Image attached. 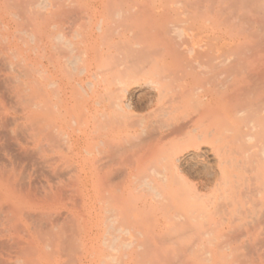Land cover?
<instances>
[{
  "label": "rangeland",
  "instance_id": "obj_1",
  "mask_svg": "<svg viewBox=\"0 0 264 264\" xmlns=\"http://www.w3.org/2000/svg\"><path fill=\"white\" fill-rule=\"evenodd\" d=\"M94 1L95 2L89 5V0H76L78 5L72 7V12L70 10L71 13H69V8H66V13H62L63 15L57 19V28L53 32L59 33L63 31L66 37L77 45L79 44L80 39L78 42V39L75 38V32L83 33L84 31V33H86L93 30V28L95 29L102 17L109 20L108 25H111V29L118 27V24L120 25V44L115 47L113 46L115 44L111 43V38H114L116 41L119 37L113 33L114 31L112 30L109 32L104 41L99 38L97 39L98 33L95 32L93 43L97 42L96 44L94 43V47H97L98 45L99 48L97 47L95 52L93 50L92 51L94 52V56L95 54L97 55L98 52L101 56L97 59L94 57L92 63L89 64L92 68L93 74L88 73L87 75L79 76V73L73 71L71 67L70 69H67L70 73H68L66 69H63V74L61 73L58 75L57 83L61 82V84L59 85L58 83L57 88L62 93H59V96L61 95L60 99L64 101L62 110L64 116L59 121L60 131H62L60 134L62 135H58V139L61 136L63 141L60 139L58 141V139H56L58 142L56 145L57 147H55L56 149L59 148L58 151L55 149L56 153L51 152L46 158L41 153V149L38 150L41 148L40 144L43 134L41 133L40 128H38L40 133L37 132L38 130L36 131L37 127L35 126L39 125L40 122L35 117L38 112L37 110H33V105L37 104L38 106H41L44 100L38 83L34 79H20V82L15 84L13 78L16 77L10 76L11 74H3V76H1L2 74L0 75V138L5 139L6 137V139L9 140L7 142H11V145H9L10 154L11 152L12 154L9 163L12 164L13 168L10 170L16 173L14 170L17 169L19 173H25L23 175L21 174L22 177H19L18 173H16L15 176L12 175L14 173H11L13 182H18L17 180L21 181L20 183L18 182L21 186L17 185L18 183L16 186L21 187H19V190H25H23L25 198L29 188L31 189V187H33L32 189H34L35 187H39L40 190V193L38 192L37 194L39 196L36 195V199L39 198V201H37L34 196H30L27 199L24 198L25 200L23 199L24 201L22 205H24V207L20 205L24 208V211L21 209L23 213L20 215L21 217L19 218V223L22 225L20 226L18 224L17 229L23 226L26 231H23L21 228L18 232H16V234L13 231L14 233L12 236L16 237L15 239L13 237L14 241L11 240L12 264H14V260H16V262L19 261L15 264H264V118L256 112L248 111L242 118L238 119L237 130L241 129L244 133V136L241 139L237 140L235 138V134H229L230 136H228V132L225 131V133H223V131L221 133V136L223 135V137L220 142H216L215 145L214 143L209 144L207 147L202 148L203 151H189L184 154V162L182 163L184 173L193 183L198 185L200 184L199 187L202 189H200L202 199L198 204L195 201L197 206L194 209L197 211L200 210L204 213L203 223L205 222V229L207 230L206 235L199 233L197 230L196 232L193 228H191V226L180 230L182 224L179 225V228L177 226L178 220L175 218L171 220L172 218L170 219V215H168V211L171 209L174 211V209L168 206H165L164 209L163 206H161L163 204H159L156 206V209L153 210V213L151 212L149 215H147L148 213L143 214L141 218L145 221H142L143 225L145 223L144 226L148 229H154L153 225L158 226V224H160V226L165 230L162 232L165 233L161 232L160 234L158 232L156 235V233L150 232L151 235L150 233L141 236L133 234V236L126 237V235L120 236V232L118 231L120 230V226L130 225L133 220V211L129 210V212H131L129 213L130 216L125 215L128 218L125 219L126 217H122L123 215L120 214V208L121 206L124 207L123 205L126 204H128V207L133 208L135 205L140 204V200H138V194L133 191L126 193L124 196L113 191L116 181V184L120 185L121 181V184L126 186L130 184L132 189L136 188L139 184H134L136 176L134 177L133 175H135V161L137 159V153L139 154L138 149L144 146L141 142L143 141L145 145L146 143L149 145L147 140L150 136L151 138H154L170 131L174 124L182 122L187 117L189 119L197 118L199 114L205 113V108H198V105L196 106L194 104L185 110L186 113L185 111H180L172 114L166 113L165 111L167 110L160 108L159 106H155L150 109L143 108L144 110L140 108L142 111L140 109L139 111L136 110L133 112V114L135 113L134 115L126 116L120 120L122 117L120 118L118 109H113V105L111 106L113 103L111 100L114 99L115 95V98L118 97L116 102L120 100V85L116 82L117 78L120 80V77L125 79V76L128 78V76H134L138 73L139 76L135 75V77L147 79L148 76L146 77V75H144L146 71L148 73L150 72L149 77H151L152 75L155 76L159 74V70H161V72L163 71V75L169 74V71L165 70L167 66L171 65L177 67L172 74L174 76H178V78L180 76L182 84L193 82V76H197L195 79L205 82L211 77L213 78V75L211 74L210 77H204V75H200L199 71L190 69L189 67L192 65L191 63L189 65L187 63L192 62V60L205 62L220 57L222 59L232 60H238L241 58L242 60L249 62V64L251 63V66L253 64H256L258 67L262 64L264 66V57L261 58L262 60L259 63V60L256 61L257 59H250L249 57L252 56V52H258V50L262 49L264 46V31H262L264 13L262 17H260L258 27L254 30V35H251V40L245 45L239 47L225 46L219 50V47L216 46L219 42L215 41L214 36V32L224 33L227 36L231 35L232 32L239 33V31L242 30L240 29L241 19L252 17L255 12H257L259 5L254 3L246 8L230 9L220 8V3H224L225 0H105L103 2L101 1L102 4L100 0ZM262 2L263 4L260 5L264 8V0ZM85 9L88 11L86 12ZM163 9L170 11L172 15V26H169V34H167L166 37H155L152 39V34L155 33L154 28L158 29L162 27L164 23L159 20L157 21V24H154L153 28L150 29L142 23V19L148 17L149 15L152 16L153 13H157ZM221 9L223 13L221 12V15L216 16L217 18L215 20L213 18L214 16L210 13ZM119 10L120 20L116 18V12ZM232 16L240 19L236 23H233ZM65 17H68V20ZM87 19L90 21L85 23L84 21H87ZM209 20H212V22H209ZM65 23H68L70 26ZM175 28H183L186 31L187 36L185 35L183 40L180 39L174 33L176 32ZM101 48H104L102 49L103 52L100 50ZM109 48H111L112 56L109 58L106 55L104 56L105 58L107 57L105 59L102 56L105 55L104 52L107 53ZM191 48L194 49V53L190 52ZM67 53L70 54V51L65 50V56H69ZM97 62L99 66L96 67ZM63 63L64 61H62V65ZM182 63H185V66H182ZM206 63L210 64L209 62ZM82 65L79 64L78 69L84 66ZM186 65L189 67H186ZM160 67L162 68L158 69ZM141 68H144V70H141ZM155 68L158 71H156ZM100 69L104 72V74L102 72L98 73V70ZM154 70L155 74H153ZM162 73L160 74L162 75ZM99 74L100 76H97ZM4 75L7 77H4ZM95 78H97V80ZM247 78H243L244 80L242 83H246L247 81L249 86H244L241 83L242 88L246 87V90L250 89L252 86L251 84H253L252 81ZM224 81L226 82V80ZM216 82H218V80ZM88 83L96 85L95 92L89 90V87L86 86ZM263 86L258 85L254 87L256 92L260 93L257 96L249 97L251 104H257L264 101ZM117 88H119V90ZM147 91L149 90H133L134 93H132V95L134 96V100L139 97V99H141L144 94H147ZM151 96H155V94H152ZM20 97H24V99L28 100V103L30 104H28V106L21 104L19 99ZM98 97L102 99L99 100ZM65 102L68 103L67 106L65 105ZM98 102L101 103V105L98 106L96 104ZM26 107H28L27 110H25ZM154 109L156 110L154 111ZM102 112L105 114L103 113L104 115H102ZM127 117H131L130 120ZM222 118H229V120L232 119L231 122L235 121L234 116L231 113L224 115ZM222 118H220V120ZM127 120L129 122H127ZM139 124H141L140 127ZM204 125L210 126L212 124L205 123ZM145 126H148V129L147 127L144 128ZM143 128L146 129L145 135L142 134ZM32 133H35L36 138H34V135L32 136ZM37 133L39 134L37 135ZM248 136H252L253 140H249ZM28 139H31V142L29 141L30 144L28 143ZM25 141L26 143H24ZM60 142L61 144H59ZM110 142H112V144ZM167 142H170V146H183L185 139H183V141H165L161 145L162 148L163 146H166L165 144ZM73 143H75V146ZM109 144L112 145H110V147L115 148H110L108 146ZM125 144L127 145L124 146ZM20 145L22 146V149H20ZM64 145L67 149L63 148L65 147ZM72 146L73 148H71ZM16 148H18V150ZM28 148L30 149L31 156L34 155L30 161L34 163L39 161L42 162V164H36L34 167L29 164L30 161L28 162L26 160L27 154H25ZM134 149L136 152H134ZM216 149H219L218 151L220 152L222 150L221 153H223V156H227V160H229V158L234 159V164H226V167L220 165L219 161H217L219 158L218 153L220 152H216ZM20 150H22L23 153L25 152L23 159L21 158L22 156L20 153L22 151ZM124 150H129V153L126 152L129 154H127L129 157H127L128 159L125 158L126 160H124V157L127 156H124V154H126L125 152L122 156H117L118 153H121V151L123 152ZM198 155H200L199 161L204 165L200 164V166H197L191 161L192 157ZM121 157H123L122 160ZM134 157H136V159ZM216 157L218 158L216 159ZM34 158H37L38 161L37 159L33 160ZM16 160L17 162H20L21 167L18 165L19 163L15 162ZM66 160L70 163H66ZM153 160L154 159L152 158L150 162H153ZM44 161L50 162V166L53 164L57 168L51 169L50 167H44ZM121 162H124L125 164L123 163V165H120ZM21 163L24 164L22 165ZM28 165H31L33 168ZM22 166H24V168H22ZM120 166L124 172L133 175L129 177L127 174L126 177L123 176L124 178H122V176L120 177ZM191 166L203 169L202 171L204 173L201 172L202 174H198L195 170L191 171ZM73 167L75 168V171ZM29 168H32V171ZM72 168L73 171H71ZM114 169L115 172L113 173ZM122 169L121 171H123ZM223 170L225 173L227 172V174H222V172H224ZM109 172L110 174L112 172L114 175H110ZM117 172L118 174L116 175ZM101 174L103 176L102 178ZM104 174H106L107 177ZM30 175L32 176L30 177ZM108 175L110 176L108 177ZM39 176L41 179L37 178ZM116 176L119 180L121 178V180L119 181L117 179L112 181V179L116 178ZM14 177L17 179L14 180ZM104 177L107 179H104ZM226 177H230V180H232L229 185L234 190V195L231 200L229 198H224L222 193L225 188H227L224 184ZM25 182H27V185ZM65 185L68 186V189L65 188ZM132 185H136V187H132ZM183 185L185 184L177 182L172 186L175 189L177 187V189L179 188L178 190H181L180 188H182ZM22 186L25 188H22ZM18 187L17 192L20 194L21 191L18 190ZM57 187H59V189ZM63 188L64 190L61 195H53L55 192L60 194L59 190H62ZM186 188L187 187L185 186L184 189L186 190ZM185 192L187 193V191ZM65 194L66 196H64ZM183 195H188V193ZM67 196H70L69 200H67ZM62 197L64 198V203L60 202L62 201ZM16 200V204H19V202L22 203L21 197H17ZM190 204L191 203L188 201L186 196L176 203L175 209L177 211L181 209H188ZM204 204L205 206L207 205V209L204 208ZM199 206H201V208ZM230 206L232 208V212H230L234 215L230 212L228 213ZM178 208L180 209L178 210ZM173 211H169L170 214L172 213L174 215L175 212L173 213ZM163 212L165 213L163 214ZM24 213L27 214V217ZM40 213L41 216H38ZM48 214L53 216V218ZM165 214H167L169 218L166 217L167 215ZM29 215H32V217L35 215V217L30 218ZM42 216H44L45 219L41 218ZM46 216H49V218ZM28 217L31 221L28 220ZM230 219L234 221V225ZM37 221L40 222L39 227L38 224H36ZM30 222H32V224ZM169 224L170 226H168ZM232 225L234 228H232ZM174 227L179 228V230L174 232L173 230H176ZM234 230L239 231V233L237 232V234ZM28 237L30 239H28ZM115 237H119L120 239L115 246V248L119 247L118 251H115V249L110 248L105 244V241L110 242ZM16 239L23 244L21 245L19 242L16 243ZM21 240L26 243L24 244ZM32 241L35 244L31 243ZM120 242L134 244L132 248H127L125 246H120ZM27 244L29 245L28 247ZM19 245L22 247L21 250ZM23 245L27 248H23ZM13 248H15V252L13 251ZM31 248L33 249V252L31 251ZM34 250L38 252H35Z\"/></svg>",
  "mask_w": 264,
  "mask_h": 264
},
{
  "label": "bare ground",
  "instance_id": "obj_2",
  "mask_svg": "<svg viewBox=\"0 0 264 264\" xmlns=\"http://www.w3.org/2000/svg\"><path fill=\"white\" fill-rule=\"evenodd\" d=\"M101 1L103 2L105 0H100V2ZM262 1L263 0H225L224 3H222V2L220 3V5H221L220 8H230V9L246 8V7L250 6L251 4L253 5L254 3L256 5H259V6H258L257 12H255V14L252 17L241 19V21H240L241 22V24H240L241 28L240 29H242V30H240L239 33L232 32L231 35L227 36L224 33L214 32L215 41L219 42V44L216 45L217 47H219V50H221L225 46L239 47V46L245 45L247 42H249L251 40L252 36L254 35L253 34L254 30L259 25L260 17H262V15L264 13V8L260 5V4H263ZM77 2H76V0H0V75L2 74L1 76H3V74H11L10 76L16 77V78H13V81L15 84H18V82H20V79H34L38 83L39 89L41 90V92L43 94L44 100H43V104L41 106L34 104L33 110H37L38 114L35 115V117L40 122V123L37 122V123H39V125L35 126V127H37L36 131L38 130V128H40L41 133L43 134L41 144H40L41 148H39L38 150L41 149V153L46 158H47L49 153H51V152L56 153V151H58L59 148L56 149V147H57L56 145H57V142L59 141V139L63 141V138L61 139V136L58 139V135H62V134H60L62 131H60L59 121L64 116L62 113L64 101L62 99H60L61 95L59 96V93H61V92L57 88L58 83H59V82L57 83L58 75L62 73L63 69H66V71H68L67 69H70L71 67H72L73 71H76L79 73V76L80 75H87L88 73H92V68L90 67L89 64L92 63V60L94 57H95V59H97V58H100V56H101L99 54V52L97 55L96 54H95V56L93 55V53L96 51L95 49H97V47L99 48L98 45H97V47H94L95 42L93 43V38L95 36V32L98 33L97 39L99 38V39L104 41L107 38L109 32L112 30V31H114L113 33H115L119 37H118V40H116V41L114 38H111L110 39L111 43L115 44V45H113L115 47L118 44H120V25L118 24V27H116L115 29H111V25L110 26L108 25L109 20L102 18V17L100 18L95 29L93 28V30L86 32V33H84V31H83V33L75 32V34H76L75 38L78 39V42L80 39V42L77 45H76V43H74L70 39H68L66 37V35L63 33V31L59 32V33L53 32L57 28V26H56L57 19L60 16H62L64 13H66V10H67L66 8H69L68 9L69 13H71L72 7H75L76 5H78ZM93 2H95V1L89 0L88 4L91 5ZM102 2H101V4H102ZM96 4H98V3H96ZM83 6H86V5H83ZM70 10H71V12H70ZM85 10H86V12L88 11L87 9H85ZM221 12L223 13L222 9L217 10V11H212L210 14H212L214 16V17L213 16L212 17L216 20V18H217L216 16L221 15L222 14ZM70 16H71V14H70ZM171 17H172V15H171L170 11L163 9L157 13H153L152 16L149 15L148 17L143 18L142 23L146 27L151 29V28H153L154 24H157V21H159V20L163 21L164 24L162 27H160L158 29L154 28L155 33L152 34L153 35L152 39L155 37H158V38L166 37L167 34H169V26L170 25L172 26V21H171L172 18ZM232 17H233L232 18L233 23H236L240 19L238 17L234 18L235 16H232ZM65 18H67V20H68V17H65ZM116 18H118L120 20V10L118 12H116ZM69 21H70V19H69ZM88 21H90V20L87 19V21H84V22L87 23ZM209 22H212V20L211 21L209 20ZM68 23H70V22H68ZM68 23H65V24H68ZM89 23H88V25H89ZM68 26H70V25L68 24ZM92 27H94V26H92ZM83 28H87V27H83ZM175 31L176 32H174V33L182 40L185 37V35L187 36L186 31L183 28H175ZM65 32H66V30H65ZM99 42H101V41H99ZM93 47H94V49H93ZM263 48H264V46H263ZM263 48L258 50V52H252L253 53V54L251 53L252 56H249L250 59L255 58V59H257L256 61L259 60L258 61V63H259L262 60L261 58L264 57ZM90 49H91V51H90ZM102 49H104V48H101L100 50L102 51ZM65 50L70 51V54L67 53V54H69V56H65V54H64ZM190 52L194 53V49L191 48ZM104 53H105V55L102 54L103 55L102 57L107 55L110 58L112 56L111 48H109L107 53L106 52H104ZM258 58H260V59H258ZM95 59H94V61H95ZM105 59H103V60H105ZM263 60H264V58H263ZM62 61H64L63 65H62ZM98 62H100V61H98ZM98 62L96 64V67L99 66ZM206 62H209L210 64H208ZM14 63H17V64H14ZM190 63L192 66L189 67L188 65ZM79 64H81V65L83 64L84 66L82 65L83 67H80V69H78ZM187 64L188 65H186V67L188 66L190 69H192L194 71H199L200 75H204V77H208V76L210 77V75L212 74L213 78L211 77L210 79L206 80L205 82H202V81H199L198 79H195V77H197V76H193V78H194L193 82L182 84L181 83L182 79H180V76L178 78V76H174L172 74V72L175 71L177 69V67L169 65L166 67V70L163 68L165 71H169V74L163 75V73H162L163 71L161 72V70H159L160 71L159 74H157L155 76L151 74L154 77H152V76L149 77L150 72L148 73L146 71L144 75H146V77L148 76L147 79L135 77V75L139 76V74L137 73L134 76H130L131 78L129 76H128V78H127V76H125V79L120 77V80L118 78L116 80V82L119 83L118 85H120V87H119L120 90H119V88H117L120 91V98H119L120 100L118 102H116V99L118 97L115 98V96H116L115 95L114 96L115 100L114 99L111 100V101H113L111 106L113 105L112 106V107H114L113 109H115V108L118 109V113H120V118L122 117L120 120H122L126 116L134 115L135 113L133 114V112L136 110L139 111L140 108L150 109V108H153L155 106H159L160 108L166 109L167 111H165V112L168 114H172V113H176V112H180V111L183 112L194 104L196 106L198 105V108H201V107L205 108V110H204L205 113L199 114V116L197 118L189 119L187 117L182 122H178V123L174 124L173 127L170 124V126L172 127V129H170V131L166 130L167 132L161 134L158 137H154V136H152L154 138H151V136H150V138L148 137L149 141L147 140V142L149 143V145L146 143V145H148V146H146L145 143H143V141L142 142L140 141L142 144H144V146L141 147L140 149H138L139 154L137 153V159H136V157H134L136 159L135 170H134L135 175L124 172V170L120 166V168L123 170V171H121V169L119 168L120 169V177L122 176V178H124V177H126L127 174L129 175V177L131 175H133L134 177L136 176V179H135L136 181H134V184H139V185L137 187H136V185L135 186L132 185V187L133 186L136 187V188L132 189L130 184H128L127 186L124 184H121L122 183L120 181L121 178L119 180L116 176V178H113L112 181H115L118 179L120 181V185L116 184L117 183V181H116L115 186H114L115 188L113 191H115V192H117L123 196L126 193L133 191L136 194H138V196H139L138 200H140L139 201L140 204L135 205L136 204L135 203L134 204L135 206L133 208L128 207L127 206L128 204L123 205L124 207L121 206L120 214L123 215L122 217H126L125 215L130 216L129 213H131V212H129V210H132L133 211L132 212V219L133 220L129 226L128 225L127 226H125V225L120 226V230L118 231V232H120V236L126 235V237H127V236H133V234L141 236V235H144V234H147L150 232L156 233V235L158 232L161 234V232L164 229L160 226V224H158V226L153 225L154 229H148L147 227L144 226L145 223L143 225V222H145V221H143V219L141 218V216L143 214L148 213L147 215H149V213H151V212L153 213V210H155L156 206H158L159 204H163L161 206H163L164 209H165V206H168V207L174 209V211L172 209L169 210V208L167 207V209L169 211H171V212L173 211V213L175 212L174 215L172 213H171L172 214L171 215L170 212L168 211V213H169L168 215H170V219L172 218L171 220H173V218L178 220V222H177L178 227H179V225L182 224L181 228L179 227L180 230L186 229L187 227L191 226V228H193L195 231L197 230L199 233H203L206 235L207 230L205 229L206 228L205 222L203 223L204 213H202L200 210L197 211L194 209L197 206V204L199 203V201L202 199V197L200 195V193H201L200 192L201 188L199 187L200 184L198 185V184L193 183L184 173V170L182 168V165H183L182 163L184 162L183 161L184 154L188 153L189 151L190 152L191 151H195V152L201 151L202 148L207 147L209 144L214 143V145H215V143L220 142L221 138L223 137V135L221 136V133L223 131H224L223 133H225V131H227L228 136L235 134V136H236L235 138L237 140L241 139L244 136V133L241 129L237 130L238 119L242 118L244 116V114L248 111L256 112L257 114H259L261 117L264 118V101H261L260 103H257V104H251L250 98H249L251 96H257L260 93V92L257 93L254 87H256L258 85H261V86L264 85V66H263V64L260 65L259 67L256 64H255L256 66L253 64L255 66L254 67L253 65L252 66L250 65L251 63L249 64V62H247L246 60H242L241 58L238 60H232V59H222L221 57L220 58H214V59H211V60L205 61V62L198 61V60H192V62H189ZM182 66H185V63H182ZM144 68H141V70L142 69L144 70ZM161 68L162 67H160L158 69H161ZM155 70L158 71L156 68H155ZM155 70H154L153 74H155ZM98 71H99L98 73L102 72L101 69ZM179 71H181V70H179ZM96 72H97V70H96ZM68 73H70V72L68 71ZM73 73H75V72H73ZM102 73L104 74V72H102ZM102 73H101V75H102ZM160 73H162V75ZM64 74H66V73H64ZM95 74H97V73H95ZM182 74H184V73H182ZM73 75H75V74H73ZM5 76L6 75H4V77ZM71 76H72V73H71ZM97 76H100V74ZM245 77L246 78L248 77L247 79L252 81V83L255 86L253 84H251L252 85L251 88L254 86L253 87L254 89L250 88V89L246 90V87H244L245 89L242 88L241 83L245 79ZM36 78H39V79H36ZM95 79L97 80V78H95ZM217 80H218V82H216ZM224 80H226V82ZM220 81H224V82H220ZM60 84H61V82L59 83V85ZM62 85H65V84H62ZM86 86L89 87L90 91L95 92V89H96L95 84L88 83V85H86ZM135 89H148L149 91H147V94L143 95V97H142L143 100H142V98L139 99L140 97L138 99L134 100V98H133L134 96L132 95V93H134L133 90H135ZM220 90H225V91H220ZM110 93H112V92H110ZM113 93H114V91H113ZM152 94H155V96H151ZM251 94H253V95H251ZM140 95H142V94H140ZM19 99L21 101V104H25L27 106H28V104H30V103H28V100L24 99V97L23 98L20 97ZM100 99H102V98H99V100ZM104 102H105V100H104ZM65 103H66L65 105L67 106L68 103L67 102H65ZM83 103H84V101H83ZM96 104L98 106L101 105V103H99V102ZM27 109H28V107L25 108V110H27ZM155 110L156 109H154V111ZM23 111H24V109H23ZM103 113L104 112H102L101 114L104 115L105 113L104 114ZM150 113H152V112H150ZM185 113H186V111H185ZM230 113L233 114V116H234L235 121H233V122H231L232 119L229 120V118H227V119L222 118L224 115H227ZM127 118H129V120H130L131 117H127ZM220 118H222V119L220 120ZM127 122H129V121L127 120ZM205 123L212 124V125L205 126L204 125ZM140 125L141 124H139V127H140ZM146 127L148 129V126H145L144 128H146ZM253 127H254V125H253ZM144 128L142 131L143 135L146 134V129H144ZM33 129H34V127H33ZM133 129H134V127H133ZM40 130H38L37 132L40 133ZM83 131H84V129H83ZM152 131H151V133H152ZM32 132H34V131H32ZM35 133L34 134L32 133V136L34 135V138H36ZM39 133H37V135ZM151 135H153V134H151ZM129 138H130V136H129ZM146 138H147V136H146ZM248 138H249V140H253L252 136H248ZM5 139H6V137H5ZM5 139L0 138V264H12L13 262H12V242H11V240L14 241L13 240L14 236H12V234L14 232L16 234V232H18L20 230V228L23 231L25 230V228L23 226H22L23 228L20 227L19 229H17L18 224L20 225V223H19V218L21 217L20 215L24 211L23 210L24 208H22V206L24 207V205H22L23 201L25 199L29 198L30 196H34L36 199V197L39 196L37 194L40 190H39V187H35L34 189H32L33 187H31V189L29 188L28 193H26L27 196L25 198L24 197V194H25L24 191L25 190L24 189L19 190V187L21 186L19 183L21 181L17 180L19 183L16 181L13 182V179H12L13 177L11 176V173H14V174H12L14 176L16 173H18L19 177H22L21 176L22 173H19L17 171V169H15V170L13 169L14 171H16V173L12 172V170H10L11 168H13L12 164L9 163V160L11 159V154H12V152L10 154V145H11L10 143L11 142L8 143L7 141H9V140H7V139L5 140ZM56 139H58V141H56ZM183 139H185V142H186V143L184 142L183 146H176V145L170 146V142L169 143L167 142L169 146L167 145V143L165 144L168 147L163 146V148H162V146H161L165 141H168V140L183 141ZM30 140L28 139L29 144L31 142ZM105 142H108V141H105ZM24 143H26V141ZM110 143L112 144V142H110ZM20 144H22V143H20ZM59 144H61V142ZM73 144L75 146V143H73ZM100 144H101V141H100ZM111 144H109L108 146L110 147ZM32 145H33V143H32ZM126 145L127 144H125L124 146H126ZM159 145H160V147H159ZM140 146H142V145H140ZM20 147H18V148L22 149L21 145H20ZM25 147H26V144H25ZM67 147H68V144H67ZM67 147L65 146L63 148L67 149ZM157 147H159V148H157ZM18 148H16V149L18 150ZM23 148H24V146H23ZM71 148H73V146ZM110 148H115V147H110ZM136 148H138V147H136ZM55 149H56V151H55ZM219 149H216L215 151L217 152ZM36 150H37V148H36ZM73 150H75V149H73ZM20 151H22V150H20ZM26 151L27 152L26 153L24 152V153L27 154L26 160L29 162L30 160H32L34 155L32 154L33 156H31L29 148ZM33 152H35V151H33ZM124 152L129 153V150H127V151L124 150L123 152L121 151V153H118L117 156L118 155L122 156L124 154ZM134 152H136V150ZM218 152H220V151H218ZM221 152H222V150H221ZM221 152L218 153L219 158L216 157V159L218 158L217 161H219L220 165H223V167H226V164H229V165L234 164V159L229 158V160H227L226 159L227 156L226 157L223 156V153H221ZM24 153H23V151L20 153V155L22 156L21 157L22 159H23ZM128 153L124 154V156H126ZM35 154H37V153L35 152ZM205 154H207V153H205ZM263 154H264V151H263ZM88 155H89V153H88ZM128 155L126 157H124V160L128 159L127 158V157H129ZM199 157H200V155L191 158V161L194 162L197 166H200V164H203L199 161V159H200ZM21 158H19V159H21ZM122 158L123 157H121V160H122ZM152 158L154 160H153V162H150V160ZM36 159L34 158L33 160H36ZM64 159H65V157H64ZM17 160L15 162H17ZM55 160H56V157H55ZM37 161H38V159H37ZM28 162H27V164H28ZM67 162H69V161L66 160V163ZM124 162H121L120 165H123ZM17 163H19L18 165L20 166V162H17ZM39 163L42 164V162H39V161L37 163L30 161L29 164H31L34 167L36 164H39ZM150 163H151V165H150ZM21 164L23 165L24 163H21ZM50 164L51 163L48 161H46V162L44 161V163H43L44 167H48V168L50 167L51 169L57 168L53 164H52L53 166L52 165L50 166ZM31 165H28V166L32 167ZM9 166H11V167H9ZM66 167L69 168L68 166H66ZM22 168H24V166H22ZM73 168L71 171H73ZM188 168H190V167H188ZM197 168L198 167L194 168L191 166V171L195 170L196 173H198V174L204 173L202 171L203 169H201V168L197 169ZM19 169H21V168H19ZM51 169H49V170H51ZM30 170H29V173H30ZM19 171H21V170H19ZM74 171H75V168H74ZM45 172H46V170H45ZM114 172H115V169H114L113 173ZM42 173H44V172H42ZM223 173L227 174V172L225 173V171L222 172V174ZM23 174H25V173H23ZM99 174H100V172H99ZM109 174H110V172H109ZM111 174H112V172H111ZM117 174H118V172L116 173V175ZM104 175L106 176V174H104ZM110 175H108V177ZM112 175H114V174H112ZM31 176L32 175H30V177ZM171 176H173V177H171ZM19 177H17V178H19ZM102 177L103 176L101 174V178ZM17 178L14 177V180ZM37 178H40V176ZM75 178H76V176H75ZM40 179H39V181H40ZM104 179H107V178L104 177ZM57 180H58V178H57ZM53 181H55V180H53ZM176 181L178 183L180 182L181 184H185V185H183L182 188L184 189L186 186L187 187L186 190L184 189V191H183L182 188H180L181 190H178L179 188L177 189V187H176V189L173 188L172 185H175V183H177ZM213 181H214V179H213ZM231 182H232V180H230V177L225 178L224 184L227 188H225V190L222 192L224 198H229L230 200L233 198V195H234V190L232 189L231 186H229ZM26 183L27 182H25V184ZM205 183H207V182H205ZM16 184L20 185V186L18 187V186H16ZM60 184H61V181H60ZM17 187H18V190L21 191L22 194L21 193L19 194V192H17ZM23 187L24 186H22V188ZM203 187H205V186H203ZM57 188L59 189V187H57ZM65 188L68 189V186L65 185ZM63 190H64V188L62 190H59L60 194L58 192H55V191H54L55 193H53V192L52 193L55 196H59V195H61ZM185 191H187L188 195H183V194H187ZM47 194H48V192H47ZM64 196H66V194ZM186 196H187L188 201L191 203L189 205V208L188 209H181V210H179L180 208H178L179 211H177L175 209L176 203L179 200H182V198H184ZM17 197L18 198L21 197L22 203L19 202V204H16L17 203V200H16ZM67 197H68V199L67 198L66 199L69 200L70 196H67ZM38 199H36V200L39 201ZM61 199H62V201H60V202L64 203L63 202L64 198L62 197ZM40 201H41V199H40ZM70 201H71V199H70ZM195 201L197 202V204ZM67 202H65V203H67ZM39 204H41V203H39ZM20 205H22V206H20ZM130 206H132V205H130ZM204 206H205V204H204ZM231 206L229 208L228 213L232 210ZM199 207L201 208V206H199ZM204 208L207 209V205ZM208 208H210V207H208ZM164 209H163V211H164ZM14 210H16V211H14ZM158 211H160V210H158ZM161 211H162V208H161ZM25 213H26V211H25ZM164 213L165 212H163V214ZM231 214H233V213H231ZM25 215L27 217V214H25ZM32 215L31 216L29 215L30 218L32 217ZM48 215L53 218V216H51L50 214H48ZM165 215H167V214H165ZM168 215L166 217L169 218ZM38 216H41V213ZM49 216H46V217L49 218ZM34 217H35V215L32 218H34ZM30 218L28 220H30ZM41 218L45 219L44 216H42ZM125 219H128V218L126 217ZM32 220H34V219H32ZM35 220H37V219H35ZM231 221H230V223H231ZM233 222L234 221H232V224H233ZM30 223L32 224V222H30ZM39 223H40L39 221H37V223H36V224H38V227L40 226ZM155 223H157V222H155ZM170 224L168 226H170ZM228 224H229V222H228ZM233 225H232V228H234ZM175 228L176 227H174V229ZM179 228H176V230H173V228H172V230L174 232H176L179 230ZM169 229H171V228H169ZM235 232L239 233V231H235ZM235 232H233V233H235ZM151 233H150V235H151ZM162 233H165V232H162ZM15 237H14V239H15ZM22 238H20V239H22ZM28 239H30V238L28 237ZM39 239H40V236H39ZM119 241H120L119 237H115L110 242L105 241V244L108 247L115 249V251H118L119 247L115 248V246L117 245V243ZM17 242H19V241H17V239H16V243ZM22 242H24V244L26 243L25 241H22ZM19 243L21 245L23 244L21 242H19ZM31 243H33V241ZM33 244H35V243H33ZM33 244H32V246H33ZM133 244L134 243L120 242V246H125L127 248H132ZM28 246L29 245L27 244V247ZM19 247H20V245H19ZM30 247H31V245H30ZM15 248H16V245H15ZM15 248H13L14 252H15V250H14ZM21 248L22 247H20V250H21ZM23 248H25V245H23ZM32 248H31V251L33 250ZM16 250H18V249H16ZM36 250H37V248H36ZM36 250H34V251L38 252ZM16 252H18V251H16ZM20 253H21V251H20ZM24 255H26V254H24ZM24 255H22V256H24ZM17 257H15V258H17ZM14 261H15L14 264L19 262V261L16 262V260H14ZM28 264H30V263H28Z\"/></svg>",
  "mask_w": 264,
  "mask_h": 264
},
{
  "label": "crops",
  "instance_id": "obj_3",
  "mask_svg": "<svg viewBox=\"0 0 264 264\" xmlns=\"http://www.w3.org/2000/svg\"><path fill=\"white\" fill-rule=\"evenodd\" d=\"M262 31H264V24H263V26H262ZM244 84V86H248V84H247V81H246V83H243ZM264 87V86H263ZM263 96V95H262Z\"/></svg>",
  "mask_w": 264,
  "mask_h": 264
}]
</instances>
